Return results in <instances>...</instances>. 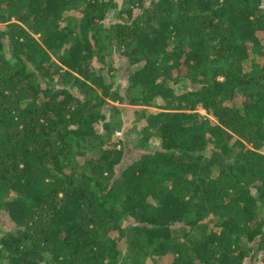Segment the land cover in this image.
Returning a JSON list of instances; mask_svg holds the SVG:
<instances>
[{
	"label": "trees",
	"instance_id": "1",
	"mask_svg": "<svg viewBox=\"0 0 264 264\" xmlns=\"http://www.w3.org/2000/svg\"><path fill=\"white\" fill-rule=\"evenodd\" d=\"M1 210L0 264L264 262V0H0Z\"/></svg>",
	"mask_w": 264,
	"mask_h": 264
},
{
	"label": "rangeland",
	"instance_id": "2",
	"mask_svg": "<svg viewBox=\"0 0 264 264\" xmlns=\"http://www.w3.org/2000/svg\"><path fill=\"white\" fill-rule=\"evenodd\" d=\"M72 14V13H71ZM74 17L78 18L80 17V13L78 11H74L73 12ZM113 19V14H109L108 15V20L111 21ZM52 57L55 59L56 56L53 52H51ZM121 59H117L115 66H119L118 70L115 71V78L113 79V81H115V84L119 85L120 88H123V90L126 88V84L128 82L127 78H128V73L130 72L129 69H123L121 66ZM114 65V64H113ZM246 67H250L251 66V60L248 61L245 64ZM111 102V101H110ZM113 105L118 106L121 111L119 112V114L114 113V111H108L110 118L112 117V119L114 118L116 120V122H121V126H114L113 131H112V137L113 141H117L118 139H123L124 141H126L127 143H131L132 140H134L136 138V136L141 134V128L144 125V123L142 121H138L135 117L132 116V111L135 108H141V106L137 107V106H133V105H128V104H120L118 102H111ZM160 107V101L158 100L152 107V109L155 110H159ZM199 112L203 115H207V113H205V111L202 108H199ZM155 140H151V147H155V143H153ZM132 147L130 148V150H127L126 152V156L127 158H130L131 160L134 159V154L133 151H131ZM4 211L1 210L0 211V235H2L5 230H7V225L4 223L3 221V217H4ZM258 246V245H256ZM257 261H254L250 264H264L263 262V258L262 255L258 256V258L256 259Z\"/></svg>",
	"mask_w": 264,
	"mask_h": 264
}]
</instances>
